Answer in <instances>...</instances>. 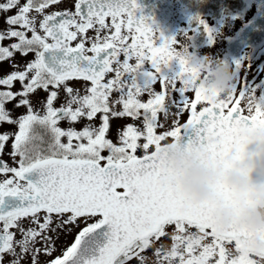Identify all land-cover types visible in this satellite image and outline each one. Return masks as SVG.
Segmentation results:
<instances>
[{"label":"snow or ice","instance_id":"obj_1","mask_svg":"<svg viewBox=\"0 0 264 264\" xmlns=\"http://www.w3.org/2000/svg\"><path fill=\"white\" fill-rule=\"evenodd\" d=\"M72 2V9L58 10L62 0H0L8 26L0 31V62L33 57L0 78V124L16 128L0 134V153L11 141L13 162L0 159V264H22L29 256L41 264V255L44 264H149L147 250L154 253L151 264H253L240 233L218 232L210 207L186 203L159 152L173 138L206 145L225 161L238 155L243 129L264 127V81H245L238 90L245 61H237L233 93L217 101L195 86L199 74L186 59L188 46L138 18L137 0ZM197 19L214 43V30ZM72 82H84L83 94ZM38 90L47 93L41 110L31 101ZM10 102L25 113L13 118ZM185 112L189 118L181 123ZM97 114L100 127L76 129ZM110 116L142 127L129 124L113 143L106 138ZM158 128L165 130L157 134ZM74 229L73 242L58 250L60 233ZM193 229L204 238L194 239Z\"/></svg>","mask_w":264,"mask_h":264},{"label":"clouds","instance_id":"obj_2","mask_svg":"<svg viewBox=\"0 0 264 264\" xmlns=\"http://www.w3.org/2000/svg\"><path fill=\"white\" fill-rule=\"evenodd\" d=\"M198 72L195 86L219 101L233 93L236 71L232 64L211 55L185 54ZM243 150L227 161L215 157L206 145L168 138L161 142L159 158L167 179L191 206L207 208L214 203L210 221L220 233H240V245L253 264H264V127L247 126L241 132ZM227 185L238 207L226 206L220 191ZM194 239L205 234L192 233ZM235 247V245H233Z\"/></svg>","mask_w":264,"mask_h":264},{"label":"flooded vegetation","instance_id":"obj_3","mask_svg":"<svg viewBox=\"0 0 264 264\" xmlns=\"http://www.w3.org/2000/svg\"><path fill=\"white\" fill-rule=\"evenodd\" d=\"M137 2L139 4V10L137 11L138 18L144 17L149 21H154L153 26L163 33L166 38H176L181 41V43L188 46V51L193 56L202 58L203 50L214 47L216 42L218 44L224 42L223 50L217 53L214 58L224 59L233 66L237 61H245L240 71L238 90L243 87L245 81H255V83L264 81V47L256 52L248 49L240 54H230L227 49L228 45L236 38L244 26L256 15V9H254L252 13L249 12L250 10L248 11L247 8L249 7V3L245 0H137ZM72 7V0H62L58 10L72 9ZM13 14L15 13L12 12L8 15ZM5 18L4 14H0V31L6 30L8 27L5 23ZM197 18L202 19L210 28L220 34L215 38L214 43L209 40L207 33L200 29L199 20ZM240 18H243V20H240ZM234 22L239 23L237 26L238 29L236 30L235 28L236 31L231 28ZM185 33H187V37ZM227 33L231 34L228 35ZM93 35L94 32L90 30L89 36ZM188 37H191V39H188ZM3 43L6 46L9 42L5 41ZM176 47L177 50H179V47ZM32 58L31 55L25 58L21 54H17L16 57L10 61L0 62V78L10 74L8 71L12 72L17 70V64L21 63V66L24 67ZM249 62L251 64H249ZM173 69L178 71V65L173 64ZM16 84L19 85L20 83H15L14 90L17 86ZM154 87L157 91L161 90V85L159 83ZM17 88L21 89L19 86H17ZM39 91H41L42 94L45 93L43 90H38V92ZM60 95L64 96V93L61 92ZM173 96L178 98V94L174 93ZM188 96L194 98V93H188ZM143 99L146 101L147 96ZM62 103H64V99L60 103L56 101L55 106L59 107ZM6 107L10 108V111L13 112L11 113L12 116L17 113H25L23 107L16 108L11 102ZM199 109L200 106L198 105V110ZM116 110L119 111L122 110V108L119 106L116 107ZM172 111L175 112V108H173ZM245 114L247 113L245 112ZM188 118L189 117H186L184 119L180 117L181 123L186 122ZM164 119L163 113H159L158 120L163 122ZM172 124L173 121L169 118L166 127H171ZM74 236L75 235L70 234L69 238H67L65 234L60 241L56 240V248H58L59 245L63 248L69 246L73 242Z\"/></svg>","mask_w":264,"mask_h":264},{"label":"rangeland","instance_id":"obj_4","mask_svg":"<svg viewBox=\"0 0 264 264\" xmlns=\"http://www.w3.org/2000/svg\"><path fill=\"white\" fill-rule=\"evenodd\" d=\"M247 9H248V11L250 10L249 11L250 13H252V11L254 10V7L250 5ZM240 20H243V18H240ZM238 25H239L238 22H234V25H232L231 28L234 29V31H236L238 29V27H237ZM235 28H236V30H235ZM214 32H215V38H217L220 34L217 31H214ZM233 32H231V33H233ZM231 33H227V34L229 35ZM223 48H224V42L220 43V44H218L216 42V45L214 47L209 48V49H205V50L202 51V58L205 57V56H208V55H211L214 58L217 55V53H219V52H221L223 50ZM17 67L20 68V69L23 68L21 66V63L17 64ZM8 72L11 74V71H8ZM71 84H72L73 88L81 90V94H83V89H84V83L83 82H74V83H71ZM17 86L21 87L20 84L17 85ZM17 86L15 87V90L16 91L21 90L20 88H17ZM186 95H188V93ZM46 96H47V93L42 94L41 91H39L36 94L32 95L31 101H32L33 106H34V108L36 110H41V102L46 100ZM63 99H64V96L59 95V99L57 100V102L60 103ZM116 107H119V105H117ZM120 108H121V106H120ZM8 109L10 110V108H8ZM10 112L13 113L12 111H10ZM188 114H189L188 112H185L181 116V118L185 119L186 117H189L190 114L189 115ZM20 115H22V114L21 113L13 114V118H18ZM89 123L93 124L95 127H100L102 125V114L101 115L97 114V117L91 122L87 121L86 119H82L81 121H79V122H77L75 124V127H76L77 130H83V128L85 126H87ZM129 124H132V125H134L136 127H142V124L140 122H138V121L134 122L130 117H111L110 116L109 131L106 134V138L110 139L113 143H117L118 144L119 143V135H120V133H122V131L126 130V127ZM61 126L63 128H65V129H67L69 127V124H68V122L62 121L61 122ZM164 130L165 129H163V128H158L157 129V134H160ZM15 131H16V128L14 126H12V125H9L7 123L0 124V134L14 133ZM11 150H12L11 149V141H9L5 145V149H4L3 153H0V158L3 159V161L7 162L9 165H12V163H13L12 162V158L10 156ZM105 152H107V151H105ZM105 152L103 153V155L107 156L105 154ZM137 155L138 156H142L143 155V151L138 149ZM193 231H195V229H193ZM65 234H66L67 238H69L70 234H72V235L76 234V230L74 229L71 233L61 232L60 233V238L58 240L60 241L64 237ZM162 240L164 241V243L166 245L170 244V240H167L165 238H162ZM60 246L61 245L58 246V248H57L58 250H62L63 249V247H60ZM57 254H59V252ZM147 255L149 257V264H151V262L155 259L154 253L151 250H147ZM11 259H12L11 257L7 258L8 261H10ZM39 259H40L41 264H44V261L47 259V257L44 256V255H41L39 257ZM6 264H7V261H6ZM22 264H31V257L29 256V257L25 258L22 261ZM132 264H135V262L133 261Z\"/></svg>","mask_w":264,"mask_h":264},{"label":"water","instance_id":"obj_5","mask_svg":"<svg viewBox=\"0 0 264 264\" xmlns=\"http://www.w3.org/2000/svg\"><path fill=\"white\" fill-rule=\"evenodd\" d=\"M257 4L258 14L246 28L237 37L236 41L229 46V52L232 53L237 48L243 49L247 47L260 48L264 45V0H247ZM236 48V49H235ZM220 191L223 194L228 207H238V201L233 191L227 185H221ZM208 207L213 211L216 208L214 203H210Z\"/></svg>","mask_w":264,"mask_h":264}]
</instances>
